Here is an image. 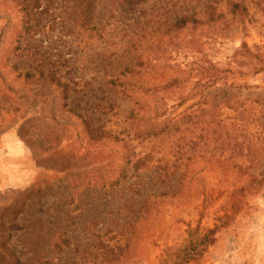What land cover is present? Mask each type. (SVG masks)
<instances>
[{
  "label": "rangeland",
  "instance_id": "1",
  "mask_svg": "<svg viewBox=\"0 0 264 264\" xmlns=\"http://www.w3.org/2000/svg\"><path fill=\"white\" fill-rule=\"evenodd\" d=\"M227 1H216V21L175 30L183 12L196 9L207 20L204 6L216 2L0 0L5 257L21 264H157L189 230L220 227L190 264H264V141L257 130L264 73L254 76L250 60L236 54L244 43L264 56V10L246 0L247 16L237 18ZM131 65L147 105L165 108L162 119L175 131L133 139L132 104L108 85ZM208 65L230 72L226 84L202 85ZM42 71L62 78L68 105L108 139H89L62 107L61 89L38 77ZM123 155L143 166L117 187L101 188Z\"/></svg>",
  "mask_w": 264,
  "mask_h": 264
},
{
  "label": "trees",
  "instance_id": "2",
  "mask_svg": "<svg viewBox=\"0 0 264 264\" xmlns=\"http://www.w3.org/2000/svg\"><path fill=\"white\" fill-rule=\"evenodd\" d=\"M214 1L216 2L217 0ZM218 3L219 2H216V4L214 5L213 2H211L204 6V10L209 9V11L206 12L208 17L207 20L202 19V17H200L202 13H199L195 9L194 11L183 12L180 17L176 18L173 21L171 27L175 30H182L185 29L188 25L195 26L202 21L207 24L216 21L222 15V13L219 12L216 8V5H218ZM245 4L246 0L227 1V5L229 7L228 11L233 15V17L237 16V18H244L247 16V8L245 7ZM253 5L258 7L260 10H264V0H253ZM110 19H113V17H110ZM98 22L91 20V23L93 25ZM131 46L136 49V44L133 43L131 44ZM236 54L240 55L242 58L248 61L250 60L253 62L251 63L249 61V64L246 62V65L251 67L253 71L252 74L254 76H257L262 72L264 73V56L259 52L258 47L250 49L246 46V44L243 43L241 47L236 51ZM243 63H245V61H242L238 64L241 65ZM134 67L135 66L131 65L121 70L117 76L112 77V79L108 82V85L113 88H118L120 96L123 99H128L131 102L132 105L128 111L127 120L132 121V130L134 132L133 139H141V141H144L148 138L157 137L168 132L169 129L174 128V125L170 126L168 120L162 119L166 111L165 108L161 107L159 109L156 106L150 107L149 105H147L146 99L144 100L143 98H146L144 96H147L146 93H148V91L144 92L143 90H141V88H139L140 85L137 81L138 71L135 70ZM206 70H208L210 74L208 79L202 85H205L207 88H211L217 84H226V79L228 78L227 75L230 73L229 71L213 65H208ZM22 75L26 79L33 78L35 76L30 73H24ZM38 77H47L51 80L52 84L57 85L61 89V92L63 94L62 107L65 109V112L67 114L74 117L77 121H80V123L86 128V130L88 131L89 139L91 141H99L105 138L108 139L110 133L103 131L104 128L102 126H96L91 117L82 115L75 108H71L68 105V85L61 83L62 78L56 79L53 74L49 73V75H46L45 73H43V71L39 73ZM172 82L177 83L178 80L173 79ZM113 106L114 104L110 103L107 107V110H111ZM263 110H261V112L264 113ZM242 113L243 112H239V116ZM176 129L177 128H174L173 131H175ZM257 130H260V133H258V135L263 136L262 140L264 141V121H260L258 123ZM114 139H118V137H114ZM122 158L124 159L126 158V156L123 155ZM124 160L125 161L122 163L121 169L116 171V174L114 176H112L111 173L107 175L105 180H103V182L106 183H101V188L112 189L117 187L120 183L124 182L127 179L128 171L130 169L137 170L143 166L142 159H137L136 161H134V163H132L133 157L131 158L128 156L127 159ZM64 179L65 177H58L56 180L62 181ZM219 228L220 227H214L212 229L205 230L200 228L189 230L187 233V238L180 242L177 249L170 251L169 249L165 248V250L163 251L164 255L161 258L159 257V262L157 264H190L191 262L200 260L208 250V248L215 243V234ZM3 232H5L6 235L9 234L7 231ZM64 241L67 245V240H63L62 242ZM12 256L13 257L8 258L0 252V264H21L20 260L15 257V255Z\"/></svg>",
  "mask_w": 264,
  "mask_h": 264
}]
</instances>
